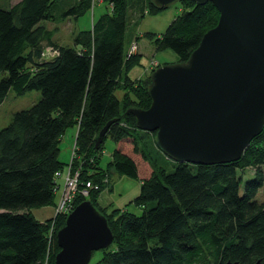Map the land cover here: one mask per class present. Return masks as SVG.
Returning <instances> with one entry per match:
<instances>
[{
  "label": "trees",
  "instance_id": "obj_1",
  "mask_svg": "<svg viewBox=\"0 0 264 264\" xmlns=\"http://www.w3.org/2000/svg\"><path fill=\"white\" fill-rule=\"evenodd\" d=\"M178 1L183 12L165 32L146 34L156 51L171 50L178 57L159 67L186 63L220 18L211 2ZM97 2H104L107 12L91 28H76L71 44L59 43V26L78 20ZM131 9L138 19L165 8L153 0H0V103L10 91L40 93L35 104L16 111L0 128V264H55L61 250L56 234L67 215L42 221L33 210L56 207V175L68 164L82 182L101 188L111 170L141 182L132 201L140 214L127 207L108 212L99 203L101 191L75 196L72 210L91 201L114 236L90 264H256L264 259V200L258 198L264 187V129L238 161L177 163L171 171L161 165L156 132L138 129L127 113L150 107L157 69L130 77L143 56L126 51ZM112 120L96 149L98 134ZM75 125L73 158L63 162L60 143ZM108 137L117 148L105 169L100 158ZM249 169L254 175L242 190Z\"/></svg>",
  "mask_w": 264,
  "mask_h": 264
},
{
  "label": "water",
  "instance_id": "obj_2",
  "mask_svg": "<svg viewBox=\"0 0 264 264\" xmlns=\"http://www.w3.org/2000/svg\"><path fill=\"white\" fill-rule=\"evenodd\" d=\"M153 1L167 8L178 0ZM192 1L213 3L218 24L186 63L153 72L149 108L127 113L138 129L156 132V145L173 161L228 164L241 159L264 129V0ZM114 121L98 134L96 149ZM56 239L61 250L55 264H90L93 253L110 247L114 236L107 218L83 201L67 214Z\"/></svg>",
  "mask_w": 264,
  "mask_h": 264
},
{
  "label": "rangeland",
  "instance_id": "obj_3",
  "mask_svg": "<svg viewBox=\"0 0 264 264\" xmlns=\"http://www.w3.org/2000/svg\"><path fill=\"white\" fill-rule=\"evenodd\" d=\"M17 1L19 0H10L11 3H16ZM98 5L99 2L96 3L93 10L90 9L84 16L79 17L78 20H68V22L60 25L57 33L58 42L61 44H71L72 35L76 28H91L93 20H97L100 15L107 12L104 9L106 4H103L99 7ZM132 10L133 9H131V12L129 10L130 25L126 34V51L130 52L131 54H136L139 51V53L143 55L141 57V65L136 66L130 72V77L136 79L138 78L139 74H143L144 69L147 70V72L144 74L145 76L149 70L156 69L159 67V65H163L164 63H176L178 61L177 55L171 50L162 52L156 51L152 41L147 37L146 34L154 33L156 35H160L165 32L172 21L183 12V7L179 1H175L157 14H146L142 17H139L138 19L137 14L133 15L132 12L134 10ZM2 76L3 74H0V80ZM39 94L40 93L38 91H28L25 94L18 96L14 91H10L6 98L0 103V128H3L9 124L12 115L16 111L30 108L33 104H35L38 100ZM77 130V125L71 126L65 131L63 135L62 141L60 143V159L64 162H71L73 158V143ZM116 148L117 144L110 137H108L104 142V151L100 158L101 167L105 169L108 168V164L111 161L112 154ZM156 154L159 157L161 165H164L169 171L173 170L177 162L168 158L158 147L156 148ZM69 166L70 165L68 164L61 172L62 175L57 177V205L52 215L47 214V211L52 212V206L35 208L33 210L35 216L39 220H50L60 214L57 213V207L64 188L65 175ZM143 175L148 176V171L144 172L143 169ZM253 175L254 170H246L245 175L243 176L242 190L245 182ZM107 178V181L104 183L105 187L102 188L101 194L99 196V203L102 206L107 207L108 212L116 208L127 207L131 212L140 214L141 210L135 206L134 203H132V201L140 194V180L121 175L114 170L110 171V176ZM111 186H113L112 190ZM258 198L260 200H264V187L258 194ZM100 257L101 252L97 251L92 257V262L98 261Z\"/></svg>",
  "mask_w": 264,
  "mask_h": 264
},
{
  "label": "built area",
  "instance_id": "obj_4",
  "mask_svg": "<svg viewBox=\"0 0 264 264\" xmlns=\"http://www.w3.org/2000/svg\"><path fill=\"white\" fill-rule=\"evenodd\" d=\"M48 50L52 51L50 48H48ZM61 175V172H58L56 177H60ZM107 179L108 178L105 179L104 183L107 181ZM101 190V185L98 183L94 184L91 181L82 182L80 180L79 171L73 172L71 170V166H69L65 175L64 188L58 203L57 213H66V215L70 213L72 210L71 206L76 195L89 198L92 192Z\"/></svg>",
  "mask_w": 264,
  "mask_h": 264
},
{
  "label": "crops",
  "instance_id": "obj_5",
  "mask_svg": "<svg viewBox=\"0 0 264 264\" xmlns=\"http://www.w3.org/2000/svg\"><path fill=\"white\" fill-rule=\"evenodd\" d=\"M103 4H105V3H104V2H99L98 7H99V6H102ZM104 9H105L106 11L108 10L107 5H106V7H105ZM147 69H148V68H147ZM145 72H147L146 69H144L143 74H139L138 77H142V75L144 76ZM76 136H77V132H76L75 139H74V143H73V149H74V145H75ZM63 162H64V161H63ZM68 163H69V162H68ZM144 171H148V170L144 167ZM148 175H149V172H148ZM112 189H113V186L111 187V190H112ZM52 207H53V208H52V212H51V211H47V214L52 215V213L54 212V209H55L54 206H52Z\"/></svg>",
  "mask_w": 264,
  "mask_h": 264
}]
</instances>
